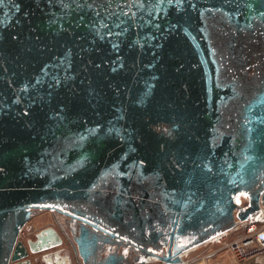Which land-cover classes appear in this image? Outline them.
I'll return each mask as SVG.
<instances>
[{
  "label": "water",
  "instance_id": "1",
  "mask_svg": "<svg viewBox=\"0 0 264 264\" xmlns=\"http://www.w3.org/2000/svg\"><path fill=\"white\" fill-rule=\"evenodd\" d=\"M263 203L264 0H0V264L59 246L39 212L76 264H177Z\"/></svg>",
  "mask_w": 264,
  "mask_h": 264
},
{
  "label": "built area",
  "instance_id": "2",
  "mask_svg": "<svg viewBox=\"0 0 264 264\" xmlns=\"http://www.w3.org/2000/svg\"><path fill=\"white\" fill-rule=\"evenodd\" d=\"M21 234V233H20ZM21 239V235H19ZM207 243L214 244L215 248L204 255H188L194 250L180 255L177 264L205 263L207 259L223 251L229 253L233 260L242 263L264 257V203L248 220L239 222L234 229L215 237Z\"/></svg>",
  "mask_w": 264,
  "mask_h": 264
},
{
  "label": "flooded vegetation",
  "instance_id": "3",
  "mask_svg": "<svg viewBox=\"0 0 264 264\" xmlns=\"http://www.w3.org/2000/svg\"><path fill=\"white\" fill-rule=\"evenodd\" d=\"M42 213H45V212H39L37 213L36 215H34L31 220L35 217H38L40 214ZM50 214V217H51V222H49L47 225L41 227V228H38L37 230H35V232L31 235V229L29 227V223L31 222V220L23 227L22 231L27 229V232L31 235L29 237H26V239H22L21 241L23 243H25L27 245L28 241H32V242H36L37 241V234H39L40 232L42 231H46V230H50V229H54L56 231V233L59 235V237H57L54 233H45V236H49L50 237V240H46V241H41L40 243L36 244L35 245V249L36 250H39L41 247L43 246H48L54 242H59V246L58 247H55V248H52V249H49L47 251H44V252H40V253H36V254H30L28 259L31 261V264H44L43 262H40V258L46 254H50V253H54L55 251H61L58 255H53L52 257V260L54 261H63L65 262V264H67L68 261L67 260V255L66 253L64 252H68L70 253V259H71V263L72 264H76L75 263V257H74V254H73V250H72V247L69 243V241L66 239V237L64 236V234L62 233V230L61 228L59 227V223L56 222L55 220V216L51 213V212H48ZM57 215L61 218L60 219V223L62 225L66 224L65 220H66V216L61 214V213H58L57 212ZM54 234V235H53ZM36 259H39V261H35Z\"/></svg>",
  "mask_w": 264,
  "mask_h": 264
},
{
  "label": "rangeland",
  "instance_id": "4",
  "mask_svg": "<svg viewBox=\"0 0 264 264\" xmlns=\"http://www.w3.org/2000/svg\"><path fill=\"white\" fill-rule=\"evenodd\" d=\"M239 202L244 205V204L247 203V198L245 196H240L239 197ZM49 222H51V217H50V214L48 212L42 213L38 217L33 218L31 220V222L28 224L30 229H31V232H32L31 235L35 232V230L47 225ZM20 235H21V240L22 239H26V237L31 236L27 232V229L21 231ZM206 246L208 248H210L209 249L210 251H211V249L215 248L214 244H212V243L206 244ZM202 248H199V250L192 251L188 255V257L194 256V255H199V253H201L199 251ZM204 254H206V253H203V254H200V255H204ZM213 258L215 259V262H212L211 264H217L218 262L220 264H264V257H260V258H257V259H253V260H250V261L239 263V262L233 260L232 256L229 253H226V252H223V251H221V252L217 253L216 255H214Z\"/></svg>",
  "mask_w": 264,
  "mask_h": 264
},
{
  "label": "crops",
  "instance_id": "5",
  "mask_svg": "<svg viewBox=\"0 0 264 264\" xmlns=\"http://www.w3.org/2000/svg\"><path fill=\"white\" fill-rule=\"evenodd\" d=\"M206 244H209V243H205V244H203V245H201V247L199 246V247H197V248H195L194 250H199V248H202L199 252H201V253H199V254H203V253H207V252H209L210 250V248H208L207 246H206ZM193 250V251H194ZM212 262H215V259L213 258V256L212 257H210L209 259H207V261L205 262V264H211ZM217 264H220L219 262L217 263Z\"/></svg>",
  "mask_w": 264,
  "mask_h": 264
},
{
  "label": "bare ground",
  "instance_id": "6",
  "mask_svg": "<svg viewBox=\"0 0 264 264\" xmlns=\"http://www.w3.org/2000/svg\"><path fill=\"white\" fill-rule=\"evenodd\" d=\"M199 264H204V262L203 263H199Z\"/></svg>",
  "mask_w": 264,
  "mask_h": 264
}]
</instances>
